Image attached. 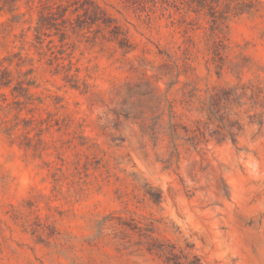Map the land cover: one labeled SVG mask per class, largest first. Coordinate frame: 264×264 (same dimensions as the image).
Wrapping results in <instances>:
<instances>
[{
  "label": "rangeland",
  "instance_id": "obj_1",
  "mask_svg": "<svg viewBox=\"0 0 264 264\" xmlns=\"http://www.w3.org/2000/svg\"><path fill=\"white\" fill-rule=\"evenodd\" d=\"M161 244L264 264V0H0V264H173Z\"/></svg>",
  "mask_w": 264,
  "mask_h": 264
},
{
  "label": "trees",
  "instance_id": "obj_2",
  "mask_svg": "<svg viewBox=\"0 0 264 264\" xmlns=\"http://www.w3.org/2000/svg\"><path fill=\"white\" fill-rule=\"evenodd\" d=\"M98 20V19H95ZM105 25H107L106 21H102ZM113 29H116V26L113 27ZM116 31H113V34ZM236 89V88H235ZM235 89H216L215 87L212 89V92L209 93L207 99L203 103V106L206 110V116H207V122L208 124H214L216 123V128L213 129L209 136L211 138L216 139H224L227 136L233 141L236 142V132H235V125L237 124L235 121L229 120L224 114L220 112L221 110V103L226 102L230 100L231 98H234L236 95ZM179 125L176 123H171L168 130V135L171 138V142L173 144V147L176 148L175 140L179 138H183L181 134L178 131ZM184 132V140L189 143H198L201 141V137L204 136L203 131H200L195 133V130L188 129L186 127H182ZM199 135V137H198ZM207 142V140H206ZM148 194L150 198L154 202H158L160 199L159 193H152L148 191ZM156 252L161 253L165 256L166 262L173 264H201L199 258L194 255H177L172 249H166L164 245H159L158 247H155Z\"/></svg>",
  "mask_w": 264,
  "mask_h": 264
}]
</instances>
